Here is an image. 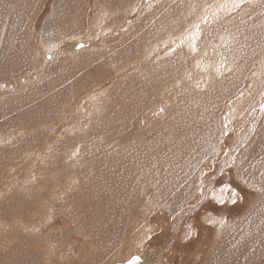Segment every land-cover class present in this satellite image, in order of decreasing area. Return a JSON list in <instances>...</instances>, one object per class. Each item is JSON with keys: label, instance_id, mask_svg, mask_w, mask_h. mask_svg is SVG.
<instances>
[{"label": "rangeland", "instance_id": "rangeland-1", "mask_svg": "<svg viewBox=\"0 0 264 264\" xmlns=\"http://www.w3.org/2000/svg\"><path fill=\"white\" fill-rule=\"evenodd\" d=\"M0 264H264V0H0Z\"/></svg>", "mask_w": 264, "mask_h": 264}, {"label": "snow or ice", "instance_id": "snow-or-ice-1", "mask_svg": "<svg viewBox=\"0 0 264 264\" xmlns=\"http://www.w3.org/2000/svg\"><path fill=\"white\" fill-rule=\"evenodd\" d=\"M136 259H138V258H136Z\"/></svg>", "mask_w": 264, "mask_h": 264}]
</instances>
